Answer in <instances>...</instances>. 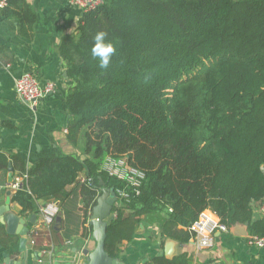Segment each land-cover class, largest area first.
<instances>
[{"label":"trees","instance_id":"1","mask_svg":"<svg viewBox=\"0 0 264 264\" xmlns=\"http://www.w3.org/2000/svg\"><path fill=\"white\" fill-rule=\"evenodd\" d=\"M15 1L3 17L25 35L23 20L34 18L24 0L22 15L9 12ZM98 31L117 48L107 69L91 57ZM59 54L73 84L67 136L82 142L84 157L52 150L30 166L16 155L10 167L0 154V171L25 177L10 198L23 213L37 211L38 201L57 203L63 238H87L102 181L129 193L106 228L111 259L144 220L162 240L188 243L204 210L227 229L248 223L251 238L264 237V219L251 222L250 208L264 200V0H108L81 15ZM106 156L125 157L144 173L138 195L98 171ZM147 263L191 259L156 255Z\"/></svg>","mask_w":264,"mask_h":264},{"label":"crops","instance_id":"2","mask_svg":"<svg viewBox=\"0 0 264 264\" xmlns=\"http://www.w3.org/2000/svg\"><path fill=\"white\" fill-rule=\"evenodd\" d=\"M18 1L9 12L22 15ZM24 1L34 18L32 24L23 20L25 35L20 34L16 19L4 18L0 10V154L10 161V167L16 155L30 166L38 154L52 150L82 158V142L73 145L67 136L70 116L65 100L73 84L67 78L66 64L59 54L62 39L77 35L80 12L68 0ZM25 73L33 74L41 86L53 84V91L35 106L21 103L14 92V80ZM17 173L0 171V207L5 205L7 191H10V198L13 193L8 186L9 175L14 180ZM99 185L105 188L102 181ZM117 205L116 200L114 206ZM37 206V211L23 213L20 206L10 200V211L4 218L15 215L19 219H34V222L27 224L22 254L18 251L19 237L7 235L6 224H0V264H86L83 251L91 253L95 248L91 235L66 241L62 236L59 209L47 223L48 203L38 201ZM250 208L251 222L264 219V200L252 202ZM244 231L230 227L226 232H216L211 246L202 249L195 240L186 244L162 240L156 224L144 220L138 225L132 241L120 246L117 264L147 263L156 255L171 259L181 253L190 257L191 264H264V248L250 245L248 229L246 236L240 235ZM3 255L10 259L9 263Z\"/></svg>","mask_w":264,"mask_h":264},{"label":"built area","instance_id":"3","mask_svg":"<svg viewBox=\"0 0 264 264\" xmlns=\"http://www.w3.org/2000/svg\"><path fill=\"white\" fill-rule=\"evenodd\" d=\"M69 4L80 12V16L85 13L94 12L102 7L108 0H68ZM8 0H0V10L6 8ZM16 98L21 103L29 106L35 104L44 98L48 93L53 91V84L48 83L41 86L33 74L25 73L14 80L13 84ZM100 173L105 174L109 178L123 182L131 192L135 195L139 194V189L145 179V175L140 170L129 166L125 157L113 158L106 156L99 166ZM25 177H16L8 184L11 191H18L23 189V181ZM116 199H129V193L125 190L114 191ZM58 211L57 203H48L45 212L49 214L46 217V222H51V217ZM264 211V210H263ZM264 216V213H263ZM193 234V239L197 242L200 248L205 249L211 246L213 236L216 232H226L227 228L220 223V220L209 210L202 211L197 220L188 228ZM36 235V234H35ZM34 244V241H30ZM248 243L257 248H264V237H253L248 239ZM148 264V263H139Z\"/></svg>","mask_w":264,"mask_h":264},{"label":"water","instance_id":"4","mask_svg":"<svg viewBox=\"0 0 264 264\" xmlns=\"http://www.w3.org/2000/svg\"><path fill=\"white\" fill-rule=\"evenodd\" d=\"M66 74H64L65 76ZM11 173L12 170L8 169ZM12 181L11 174L9 175L8 183ZM101 194L97 197L96 205L92 208L88 225L91 227V237L95 242V248L91 253L84 250L83 254L86 256V264H117V259H111L104 251V242L106 238V228L108 224L114 220L115 216L112 214L113 206L116 202V196L113 190L101 188ZM5 205L0 207V224H6V234L9 236L19 237L18 251L22 254L25 250L26 235L28 233L27 224H33L34 219L24 220L19 219L15 215H8L4 218V215L10 211V191L6 193ZM245 231L240 235H247L248 223L241 225H234L233 229H241ZM3 258L9 263V258L3 255ZM23 264V263H19Z\"/></svg>","mask_w":264,"mask_h":264},{"label":"clouds","instance_id":"5","mask_svg":"<svg viewBox=\"0 0 264 264\" xmlns=\"http://www.w3.org/2000/svg\"><path fill=\"white\" fill-rule=\"evenodd\" d=\"M91 57L98 62L101 69H107L113 56L116 55V45L108 39V33L98 31L92 37Z\"/></svg>","mask_w":264,"mask_h":264}]
</instances>
